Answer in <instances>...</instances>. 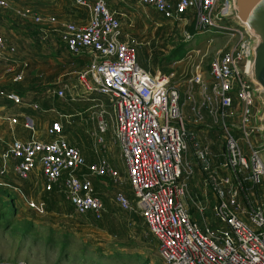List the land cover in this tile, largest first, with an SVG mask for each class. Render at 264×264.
I'll list each match as a JSON object with an SVG mask.
<instances>
[{
	"label": "built area",
	"instance_id": "1",
	"mask_svg": "<svg viewBox=\"0 0 264 264\" xmlns=\"http://www.w3.org/2000/svg\"><path fill=\"white\" fill-rule=\"evenodd\" d=\"M72 1L88 9L90 17L84 26L67 23L62 39L69 53L89 57L82 71L87 90L107 98L106 103H98L100 114L93 135L101 143L110 127L109 116L131 197L122 187L125 180L119 169L105 158L88 163L81 149L69 141L62 120L51 122L46 138L36 137L35 118L26 110H41L40 105L15 89L0 86V121L14 126L21 118L32 133L12 138L9 165L5 166L21 180L39 171L48 190L62 183L75 210L96 218L103 216L105 206L92 176L111 177L119 186L113 202L141 216L168 264H264L261 103L247 74L252 40L242 27L227 23L231 22L226 19L229 0L222 5L220 0H136L170 21L188 24L184 15L194 13L195 34L212 32L236 39L211 60L209 80H205L202 65L195 66L189 99L196 124L184 118L179 88L170 85L164 74H153L139 64L136 45L122 40L120 14L106 0ZM7 8L8 2L0 0V11ZM22 16L40 26L46 20L56 21L31 9H25ZM40 33L45 40L44 28ZM187 36L192 38L188 32ZM16 51L17 40L0 27V68L10 67L17 83L24 80L25 72L14 67L19 62ZM194 85L200 91L194 92ZM50 91L59 99L66 96L65 89L52 87ZM13 105L23 111L12 112ZM208 120L221 128L220 139L214 140L210 129L190 128L191 124L211 128ZM4 167L1 174L6 173ZM196 168L202 190L192 194Z\"/></svg>",
	"mask_w": 264,
	"mask_h": 264
},
{
	"label": "rangeland",
	"instance_id": "2",
	"mask_svg": "<svg viewBox=\"0 0 264 264\" xmlns=\"http://www.w3.org/2000/svg\"><path fill=\"white\" fill-rule=\"evenodd\" d=\"M6 1L8 2V8L0 11V18L4 15L7 21L0 19V27L14 41H19L21 37L19 42L22 43L24 37L31 35V31H34L37 26L30 18H23L22 13L25 9L34 11L41 0ZM224 1L220 0V5ZM149 15V18L143 15L140 20L134 21V26L130 30V33L138 41L147 42L146 45L137 48L139 62L144 66H148L147 69L149 70L155 68L152 73L164 74L169 78L168 83L170 85L179 88L180 102L186 120L187 115L191 112L189 92L192 89L190 86L195 66L200 63L204 70L205 80H209L211 60L220 50L234 44L236 39L231 40L226 35L212 32L195 34L194 31L192 33L189 28H192L191 22L194 19H190L189 15L190 22L188 24L165 20L154 11H149ZM227 23L236 25L235 22ZM187 32L192 35V38H188ZM36 33L38 32L33 34ZM157 42L159 43L155 44ZM152 46L153 50L151 52L149 47ZM174 52L177 53L178 57L165 61V57H169ZM155 53L159 55V58H163L162 64L157 65L155 63ZM163 54L165 56H162ZM44 57L48 62L42 65L41 70L35 67L32 68L29 72L31 77L34 76L36 79V74H42V77L38 78L45 82L53 74L59 75L65 70L67 72L71 71L73 66L71 65L73 59L71 54L66 56L47 54ZM31 59L34 60L36 57L32 56ZM3 70H5V67L2 66L0 75ZM58 71L60 73L57 74ZM77 75L78 73L72 74V76ZM42 82L35 83L37 94L31 95V99H29L32 102L37 101L42 110H47V112L38 111L44 112L43 117L49 116L38 121L37 131L40 132L44 131L52 117L56 116L49 109L58 107L57 105H60V101H62L59 98H48V91L53 85H41ZM193 91H200L199 86L194 85ZM52 101H54V105L50 104ZM100 101L106 103L107 98L97 93V100L93 101L95 106L89 108L93 104L88 105V108L86 107L87 115L85 113L83 115L88 117L92 115V111L99 115L100 106L98 103ZM82 106L84 105L82 104ZM192 114L194 116V113ZM73 118L64 121L65 133H70L78 139L82 151L83 148L85 151H91L94 142L92 132L95 123H93L94 125L91 123L85 124L80 119ZM108 121L110 127L105 136L111 140L114 133L109 116ZM208 121L212 124L211 128L205 125L193 126L196 130L210 129L213 139H220L221 128L213 120ZM208 136L211 137L210 132ZM46 137L47 135L39 138ZM8 146L9 144L6 143L0 144V162L2 166L4 164L9 165ZM119 157V150H115L114 161L120 163ZM36 176L38 177L36 180H34L35 176L34 179L32 177L31 179L21 180L16 177L14 172L8 176L0 173V263L168 264L161 253L159 243L150 233L141 216L135 211H128V213L113 202V195L119 186L111 181V177H104L105 184H101L102 189L96 187V192L102 198L105 206L103 216L96 218L91 213L80 214L75 210L67 198L62 183H58L51 190H48L46 189L45 177L39 171ZM199 177L200 173L196 168V174L190 184L192 194L202 190ZM110 181L112 183H109ZM122 187L126 188L125 185ZM258 192H262L261 188H258ZM209 201L212 202L213 197H210ZM114 219L120 220L117 222H120L121 227L120 225L117 227H120L119 231L124 233L123 236H116L112 233L110 222Z\"/></svg>",
	"mask_w": 264,
	"mask_h": 264
},
{
	"label": "crops",
	"instance_id": "3",
	"mask_svg": "<svg viewBox=\"0 0 264 264\" xmlns=\"http://www.w3.org/2000/svg\"><path fill=\"white\" fill-rule=\"evenodd\" d=\"M106 1L109 7L113 11H116L120 14L122 40L129 41L132 44H135L136 48L142 47V45H146L147 42L144 43L143 41H138V39L132 33H130V30L131 27L134 26L133 25L134 21L140 20V18H142L143 15H145L146 18H149L150 17L149 11L155 12V10L149 6H141L136 0H106ZM34 12L40 14L45 19H47L48 17L55 18L56 20L55 22H50L46 20L43 26L38 25L40 26L41 29L44 28L45 32L48 34L47 38L45 40L43 39V36L40 33L41 31L40 29L36 34H33L35 31L34 32L31 31V35L25 36L24 41L22 43L19 42L21 40V37L20 40L17 41L16 57L18 58L19 62L14 67L17 66V68H23L25 72L24 80L17 83L13 82L12 73L9 71L10 67L5 68V70H3L0 75L1 87L18 89L17 92L28 100L31 99L30 97L31 95L37 94V91L35 90L36 87L35 83L42 82V80L38 78V77H42V74H36L35 77L37 78L35 79L34 76L31 77L29 73L30 70H32V68L34 67L37 68L38 70H41L42 65L45 62H48L46 57H44V55L53 54L58 56L59 55L66 56L67 54H71L68 52L67 47L62 39V35L65 30L66 24L70 22H75L79 26H84L87 24L90 17V12L88 9L75 5L72 0H41L40 4H37V6L35 7ZM0 19L3 21H7L4 15H2ZM230 39L234 40L235 38L230 37ZM32 56H35L36 59L32 60L31 59ZM81 56L85 58L84 60L86 62L84 63L83 60L82 62L78 61L80 67H77V64L72 61L71 65L73 66L71 67L70 72H67L65 70L62 72L63 73L62 74L58 71L57 74L60 73L59 75L53 74V76H51L47 81L42 82L43 84H41V85L50 84V86L53 85L54 89H65V93H66L65 98L61 99L62 101H60L61 104L57 105L58 107H51L50 105L51 109L49 110H52V112H54L56 118L52 117L47 127L54 120L60 119L64 123V121H69L73 117H76V120L80 119L81 122L85 124L95 123V127L92 132V138L94 140L93 147L91 151L89 150L85 151L84 148L83 151L82 150L81 151L88 163H95L98 162L101 158H105L108 160L110 165L119 169L120 174L125 180L124 185L126 186V188L124 189H126V191L130 193L129 184L127 182V171L124 167L121 152L118 144L115 142L114 136H112L110 140L104 134L102 136V141L100 143L97 137L93 135V133L97 129L98 114L92 111L91 112L92 115L88 117L83 115L84 113L85 115H87L86 107L88 105L93 104L89 108L95 106L94 105L95 103L93 101H96L97 93H90L85 86V83L82 78V71L86 68L87 62L89 61V57L87 54H83ZM73 73H78V75L72 76ZM47 97L52 99L58 98L53 93V91H48ZM34 102L38 103L37 101ZM50 104L54 105V101L50 102ZM82 104L84 106H82ZM22 109L23 108H19L18 106L13 105L10 110L18 114L20 111H23ZM26 111L34 116L37 124V128H38V121L49 117L48 115L45 117L42 116L44 112H47L46 109L42 110L44 112H38L40 110H36L34 108L29 107L27 108ZM60 114L68 115L70 117L68 118L60 117ZM76 120H72V121H76ZM193 121L195 122V120ZM191 125L192 126L190 128L195 129L194 128L195 126H193L194 124ZM196 126H201V125H196ZM46 129L42 132L36 130L34 135L36 137H45ZM31 134H32L31 132L25 129L23 120L21 118L18 120V123L15 124L14 126H10L8 122L0 121V144L1 143L9 144L13 137L26 138L29 137ZM66 136L73 145L79 147L80 142L78 141L77 138H75L70 133H67ZM115 150H119L120 152V157L118 159L121 160L120 163H117L118 161L117 162L114 161ZM0 166L4 167L5 164L2 166L0 162ZM4 169L6 172L5 176H8L11 173H13V171H11L10 166H5ZM31 178L36 180L38 177L36 175H31L29 179ZM92 179L93 181L94 179H98L100 181V184L102 183L105 184L104 178H99L93 175ZM111 181L109 183H112Z\"/></svg>",
	"mask_w": 264,
	"mask_h": 264
},
{
	"label": "water",
	"instance_id": "4",
	"mask_svg": "<svg viewBox=\"0 0 264 264\" xmlns=\"http://www.w3.org/2000/svg\"><path fill=\"white\" fill-rule=\"evenodd\" d=\"M229 3L226 19L242 27L252 40L247 74L256 86V96L261 103L258 125L264 146V0H229Z\"/></svg>",
	"mask_w": 264,
	"mask_h": 264
},
{
	"label": "trees",
	"instance_id": "5",
	"mask_svg": "<svg viewBox=\"0 0 264 264\" xmlns=\"http://www.w3.org/2000/svg\"><path fill=\"white\" fill-rule=\"evenodd\" d=\"M188 15H189V18L190 19H194V17H195V15H194V13H192V12H189V13H186L184 16H186L187 18H188ZM191 20V21H192ZM194 21H192L191 22V26H192V28H189L190 29V31L192 32V33H194V31H195V29H193L194 28ZM41 28H40V26H36V29H34V31L35 32H38L39 30H40ZM34 31H32V32H34ZM159 42H157V43H155V44H158ZM149 49H150V51L152 52V50H153V46L152 47H149ZM181 51V50H180ZM179 51V52H180ZM160 54V53H159ZM177 53L176 52H174L172 55H170L169 57H165V61H167V60H171V59H174V58H176V57H178V55H176ZM72 55V54H71ZM73 57V59H72V61L73 62H75L76 64H77V67H80L79 66V64H78V61L79 62H82V60L84 61V63L86 62L84 59L85 58H83V56H81V55H72ZM162 56H165L164 54L162 55ZM154 61H155V63L157 64V65H159L160 63L162 64L163 63V58H159V55L157 54V53H155V55H154ZM138 62H139V55H138ZM88 63V62H87ZM139 64H140V62H139ZM82 65V64H81ZM142 67H144L145 69H147V68H149L148 66H144V65H142V64H140ZM148 71H150L151 73H152V71H154L155 70V68L153 69V70H149V69H147ZM165 71V70H164ZM154 74V73H153ZM16 91H18V89H15ZM189 101V100H188ZM188 107V106H187ZM189 107H190V111L191 112H189V115H187V118H189V119H192V118H195L194 116H193V114L191 115V113H193V111H192V107H193V101L191 100V101H189ZM203 112H204V114L207 116L208 115V110L207 109H203ZM208 118V117H207ZM94 184H95V186L97 187V188H101V184H100V181L98 180V179H94ZM102 189V188H101ZM125 191H126V189H125ZM127 194H128V196L129 197H131V194L130 193H128L127 192ZM97 195H98V193H97ZM99 196V195H98ZM100 197V196H99ZM128 212V211H127ZM129 213V212H128ZM114 220H116V219H114ZM114 220H112L111 222H110V228H111V231H112V233L114 234V235H116V236H123V234L124 233H122L121 231H119V229H120V227H121V225H120V222L118 223L117 221H120V220H116V221H114ZM120 225V227H117V226H119ZM158 242V241H157Z\"/></svg>",
	"mask_w": 264,
	"mask_h": 264
}]
</instances>
